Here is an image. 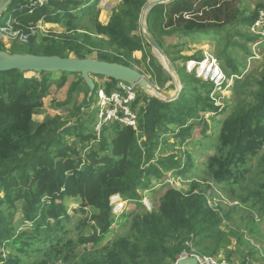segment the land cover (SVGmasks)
Instances as JSON below:
<instances>
[{
    "label": "trees",
    "instance_id": "trees-1",
    "mask_svg": "<svg viewBox=\"0 0 264 264\" xmlns=\"http://www.w3.org/2000/svg\"><path fill=\"white\" fill-rule=\"evenodd\" d=\"M230 1L171 0L153 7L149 21L152 25L165 26L170 35L216 33L220 26L237 18L238 11L231 9ZM23 2L14 0L2 16L0 25L10 18L19 19L18 27H23L27 21L37 23L42 18L57 23L67 20L72 24L79 20L77 10L88 4L80 0L51 3L37 7L29 15V4L27 8L21 7ZM147 3V0H122L121 9L114 11L107 25L95 21L96 34L108 38L128 55L143 52L141 39L131 36L126 21L137 24ZM94 10L92 6L81 9L84 16ZM134 28L136 25L131 26ZM73 32L76 30L70 28L65 35L53 36L45 45H37L36 37H30L28 53L62 58L73 54L75 58L88 59L93 52ZM0 51H3L1 44ZM99 56V61L132 67L131 61L118 54L105 52ZM237 72L236 69L233 75L238 76ZM24 74L19 71L0 73V248L12 247L19 254L11 253L7 259L0 254V264H21L23 255L57 248L58 233L64 221L69 220L64 204L66 198H80L82 211L85 207L94 210V234L82 243L97 245L103 242L112 225L118 222L110 206L112 196L118 194L126 201L140 202L139 191L147 190L152 178L160 179L164 173L181 167L175 156L156 158L168 125L176 126L173 133L179 131L175 138L181 139L178 145L182 146L191 137V127L182 128L189 118H199L201 112L218 113L219 110L209 98L213 86L199 87V80L190 79L183 73L180 76L186 85L176 101L167 103L157 98L145 101V107L138 114V131L113 123L104 125L98 134L95 130L97 118L92 117L71 126L58 116L37 123L34 116L43 108L53 75L42 73L48 77L39 81L28 79ZM61 74L62 86L68 74ZM81 81L80 77L72 84L68 99L62 105L71 102ZM109 82L107 93L118 83ZM259 91L258 104L238 118L225 122L220 132L217 154L208 160L210 176L216 183L238 184L244 178L242 169L248 158L264 145V75ZM142 94L141 90L133 106L135 111H138L136 105ZM89 98L87 103L90 105ZM87 123L93 129L90 133L85 130ZM109 129L113 131L112 138L107 135ZM139 132L144 139L141 144ZM69 139L83 144V150L69 145ZM194 187L199 188L198 185ZM194 187L186 194L168 190L156 210L134 216L133 233L119 240L104 261L96 259L87 264H165L168 260L170 262L166 264H176L183 253H219L218 247L211 249L205 244L215 235L217 241L223 239L224 232L219 229L220 215L203 193L195 192ZM253 200L262 209L264 191L253 193L243 202ZM18 203L23 204L21 225L26 228L21 232L12 224L13 210L17 209ZM124 215L118 217L124 218ZM186 238L194 245L195 252L186 245ZM39 244L49 247L41 248Z\"/></svg>",
    "mask_w": 264,
    "mask_h": 264
},
{
    "label": "rangeland",
    "instance_id": "rangeland-1",
    "mask_svg": "<svg viewBox=\"0 0 264 264\" xmlns=\"http://www.w3.org/2000/svg\"><path fill=\"white\" fill-rule=\"evenodd\" d=\"M22 1L24 2L21 7L27 8L28 0ZM80 1L88 2L81 9L92 6L95 10L84 16L83 11L78 9L76 17L79 20L73 21L72 24H69L67 20L57 23L42 18L37 23L27 21L23 27H18L21 24L18 18L3 20L2 22L7 24L6 27L10 26L8 34L0 36L3 51L10 54H25L30 51L27 42L15 36L12 29L22 33H27L30 29L36 30L37 45H45L53 36L65 35L68 29H75L76 33L72 34L80 41L87 43L88 49L93 52L88 55V59L99 61V54L105 52L118 54L127 61H131L132 67L145 75L152 91L145 92L140 88L143 94L136 105L138 114L145 107L147 99L157 98L164 101L165 98L175 97L178 92L181 94L186 85L182 82L183 73L190 79L196 78L186 72V63L189 60L201 59L205 54L209 53L219 60L221 67L229 76L233 75L237 69L238 78L229 89L223 91L214 89L210 94L209 98L219 108L218 113L204 114L201 112L199 118L192 116L187 120L182 128L191 127V137L187 138L182 146L178 145L181 139L175 138L179 131L173 133L176 126L168 125V132L162 134L156 158L175 156V160L179 161L181 167L164 173L160 179L152 178L150 187L139 191L140 202L127 201L124 211L117 214H125V217H116L118 222L112 225L103 242L97 245L82 243L94 234V210L92 207H85L82 211L80 198H66L64 204L69 220L64 221L58 233L59 239L55 246L57 248L52 250L45 248L43 251L23 255L21 264H87L88 261L96 259L104 261V257L119 240L133 233L135 215L142 216L156 210L168 190L174 189L186 194L197 185L199 188L194 187L195 192L203 193L209 205L219 213L222 221L219 229L224 232L222 240L217 241L215 235L205 244V247L211 249L218 247L219 253L216 255L199 253L198 255L227 259L233 264H264V205L261 209L255 200L243 202L253 193L264 191V145L248 158L247 164L242 169L244 178L236 185L216 183L208 170V160L217 154L219 136L225 122L238 118L259 102L260 83L264 75V40L252 32L250 23L258 11L264 9V0H231L229 2L231 9L238 11L235 21L220 26V32L218 29L216 34L214 32L198 34L195 38L183 37L180 34L170 35L167 34L169 32L165 26L152 25L149 21L150 11L147 13L145 10L146 5L137 24L126 21L131 36L141 39L144 48L143 52L132 55L119 50L108 38L98 36L95 32V21L98 20L101 24L107 25L114 11L121 9L122 0ZM147 1L150 3L155 0ZM28 13L31 15L30 12ZM132 25H136V28L131 29ZM153 43L159 45L162 53L153 47ZM70 57L75 58L73 54ZM52 75L49 92L43 99V108L39 114L34 116L35 122L41 123L58 116L71 126L88 117L96 118L99 94L107 93V86L111 84L109 80L94 77L98 89L92 96L82 80L71 102L62 105L68 99L70 87L78 82L81 76L68 74L61 86L59 79L62 74L52 73ZM24 76L39 81L48 77L36 73H25ZM210 86H212L210 83L199 80V87L209 88ZM88 98L90 105L87 103ZM88 123L85 130L90 133L93 129ZM107 135L111 138L114 136L112 129H109ZM138 136H141L140 132ZM141 138L142 136L140 144L144 140ZM73 141L70 140L69 145L77 147L79 151L83 150V144ZM85 146L86 152L88 147L86 144ZM22 205L18 203L17 209L13 210L14 214H12V224L19 232L26 229L24 225H21ZM187 238L185 239L186 245L195 252L194 245L192 242H187ZM38 247H49V245L39 244ZM58 250L60 252L56 253ZM11 253L19 255L13 251L12 247L0 248V254L6 259ZM186 255L188 253H183L178 259ZM169 262L168 260L165 264Z\"/></svg>",
    "mask_w": 264,
    "mask_h": 264
},
{
    "label": "built area",
    "instance_id": "built-area-1",
    "mask_svg": "<svg viewBox=\"0 0 264 264\" xmlns=\"http://www.w3.org/2000/svg\"><path fill=\"white\" fill-rule=\"evenodd\" d=\"M66 1L68 0H28L30 14L37 7ZM6 25L4 23L0 25V36L8 34L10 26L6 27ZM12 30L15 36L20 37L22 40L24 39L27 44L30 37H37V31L33 29H30L29 33ZM251 30L257 37L264 40V9L259 12L257 20L251 26ZM186 72L194 75L198 80L210 83L213 86V90L216 89L218 91L229 89L238 78L237 75L229 76L221 67L219 60L209 53L205 54L201 59L189 60L186 63ZM140 93L141 89L139 87H134L123 82H118L116 88L110 93L101 92L96 107V132L100 134L104 125L113 123H118L119 125L138 131L139 117L138 112L133 109V106L138 100ZM126 204L127 201L121 195L112 196L110 199L112 214L116 217L119 216L117 214L124 211ZM184 257L196 258L199 264H233L230 260L214 256L186 255Z\"/></svg>",
    "mask_w": 264,
    "mask_h": 264
},
{
    "label": "water",
    "instance_id": "water-1",
    "mask_svg": "<svg viewBox=\"0 0 264 264\" xmlns=\"http://www.w3.org/2000/svg\"><path fill=\"white\" fill-rule=\"evenodd\" d=\"M14 0H0V19L7 11ZM171 0H155L147 4L148 13L153 7L169 3ZM153 47L162 53L157 43ZM19 71L21 73H66L80 75L90 91V96L96 90L94 77H104L116 82L127 83L139 87L145 92H151L152 88L145 75L134 67L125 66L119 63L97 61L91 59L62 58L58 56H38L29 53L10 54L0 51V73ZM180 92L175 97L165 98L167 103L176 101ZM176 264H199L193 257H181Z\"/></svg>",
    "mask_w": 264,
    "mask_h": 264
},
{
    "label": "crops",
    "instance_id": "crops-1",
    "mask_svg": "<svg viewBox=\"0 0 264 264\" xmlns=\"http://www.w3.org/2000/svg\"><path fill=\"white\" fill-rule=\"evenodd\" d=\"M198 34H207V33H198ZM198 34H188V35H183V37L188 36V37H191V38H195V36L198 35ZM214 34H216V33H214ZM180 35H182V34H180Z\"/></svg>",
    "mask_w": 264,
    "mask_h": 264
}]
</instances>
